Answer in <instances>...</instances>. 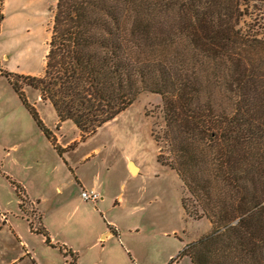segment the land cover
Instances as JSON below:
<instances>
[{"label":"trees","instance_id":"obj_1","mask_svg":"<svg viewBox=\"0 0 264 264\" xmlns=\"http://www.w3.org/2000/svg\"><path fill=\"white\" fill-rule=\"evenodd\" d=\"M52 13L44 74H1L59 155L13 77L73 123L80 141L141 93L159 95L170 157L158 161L183 182L184 212L211 226L179 257L264 264V0H57ZM7 179L28 213L24 188ZM30 226L51 246L44 228Z\"/></svg>","mask_w":264,"mask_h":264},{"label":"rangeland","instance_id":"obj_2","mask_svg":"<svg viewBox=\"0 0 264 264\" xmlns=\"http://www.w3.org/2000/svg\"><path fill=\"white\" fill-rule=\"evenodd\" d=\"M56 4L57 0H0V45L6 55L3 63L9 70L3 73L38 77L44 74ZM13 79L24 88L26 99L42 123L52 128L61 145L68 143V146L59 155L44 138L12 86L3 79L0 82V150H4L3 142L12 143L23 137L30 140L28 149L11 152L6 157L0 151V195L3 198L18 197L6 178L10 173L12 178L23 181L21 186L28 195L40 200V210L48 214V220L79 216V230L84 231L85 225L89 232H96L101 224L105 226L104 213L107 221L121 230L141 225L143 232L134 237V241L140 245L141 252L152 251L158 255V261L170 253L178 257L188 244L210 232L208 219L195 221L184 212L182 199L189 196L183 182L176 171L158 161V156L163 162L170 157V147L162 139L165 129L159 95L141 93L130 108L80 141L82 133L73 123L60 121L58 123L63 125L55 126L57 117L52 105L42 102L39 92L27 87L22 79ZM88 154H91L90 159L83 160ZM129 159L142 167L135 180L127 175ZM75 172L86 182L99 186L106 182L105 193L111 201L104 208L99 204L95 206L99 214L96 210L88 213L92 205H86L81 190L77 191ZM122 182L127 184L124 200L129 201L124 208L119 205L120 201L112 199L122 192L119 188ZM56 184L64 185L62 196H58ZM134 203L136 214H132ZM26 209L33 214L32 217L28 214V220L33 222L34 228L40 229L37 215L31 213L29 204ZM64 220L73 225L72 220ZM29 242L37 248L36 257L39 253H50L42 237L30 236Z\"/></svg>","mask_w":264,"mask_h":264},{"label":"crops","instance_id":"obj_3","mask_svg":"<svg viewBox=\"0 0 264 264\" xmlns=\"http://www.w3.org/2000/svg\"><path fill=\"white\" fill-rule=\"evenodd\" d=\"M0 14L2 15L1 8ZM1 51L2 47L0 45V82L3 79H6V77H4L1 73L5 70L9 71L3 63L5 62L4 58L6 55ZM9 73L14 74L13 72ZM6 82L11 86L7 79ZM58 122L60 121L57 117L55 126L59 128L64 122ZM46 127L52 131L51 127ZM42 134L44 135V133ZM52 134L55 137L57 146L62 149H65V147L68 146V143L64 146L61 145V140L58 139L57 135L53 131ZM44 138L50 143V145H52V142L49 141L45 135ZM29 141L28 137H23L12 143L3 142L2 148L4 150L0 151H2L1 153H4V157H6L11 152L17 153L21 150L28 149ZM76 142L77 140H75L74 144ZM90 155L91 154L84 156L83 160L85 159L88 161L87 159H90ZM127 165L129 166L127 175L130 179H137V176H140L142 172V167L130 159L128 160ZM131 165L135 168L134 173L131 171ZM68 166L71 168V171H73L72 167L70 165ZM9 175L10 176H6V178H16H12V174L10 173ZM75 175L77 182L76 187H78L77 191L80 189L81 191H94L98 194L99 200L96 202H84L86 205H92L90 211H88L89 214L90 212H95V210L99 214L100 211L95 208V206L99 204V207L104 208L106 204L111 201L105 193L106 182L102 186H99L93 182H86L83 177L76 174V172ZM16 179L19 180L18 178ZM18 183L21 186L23 181L19 180ZM63 186L64 185L62 184L55 185V190L58 196H62L64 194ZM126 187L127 184L122 182L119 187L122 189V192L112 198L120 201L119 205H121L122 208L129 203V201L125 202L124 200ZM12 189H14L13 186ZM25 193L29 199V210L37 215L36 220L38 221L40 228H44L48 232L47 234L49 236L51 246L46 243V238L44 236L35 233L31 228V221L28 220V213L23 212L19 207V197H17L18 199L3 198V196L0 195V264H70L72 261L71 257L65 256V254L59 250L60 247H64L65 251L70 250L77 255L76 264H192V261L187 256L175 257L174 253H170L162 260L158 261V255L154 252H141L140 245L136 244L134 241V237L143 232L141 225H133L128 227L126 230H121L116 224H113V222L107 221V215L102 213L105 226L101 224L98 231L89 232L84 225V231H81L78 227L79 216L75 215L76 218H74V216L70 218L52 217L48 220V214L45 215L40 210V200L35 196L33 197L30 194L28 195L26 191ZM130 196L132 197L133 195ZM132 206L134 208V210H132V214H136V203L132 204ZM64 219L72 220L73 225H68ZM22 224H24L26 228ZM30 236H34V238L39 236L42 237L47 251H49L51 255H49L50 253H39L36 257L35 254H37V248L31 246L29 242Z\"/></svg>","mask_w":264,"mask_h":264},{"label":"built area","instance_id":"obj_4","mask_svg":"<svg viewBox=\"0 0 264 264\" xmlns=\"http://www.w3.org/2000/svg\"><path fill=\"white\" fill-rule=\"evenodd\" d=\"M81 196L84 199V201L87 202H96L99 200V196L94 191H81Z\"/></svg>","mask_w":264,"mask_h":264},{"label":"water","instance_id":"obj_5","mask_svg":"<svg viewBox=\"0 0 264 264\" xmlns=\"http://www.w3.org/2000/svg\"><path fill=\"white\" fill-rule=\"evenodd\" d=\"M130 167H131V171L134 173V172H135V171H134L135 168H134L132 165H131Z\"/></svg>","mask_w":264,"mask_h":264}]
</instances>
